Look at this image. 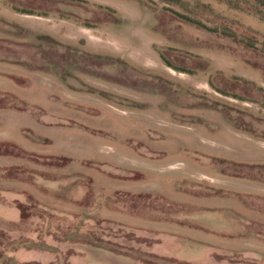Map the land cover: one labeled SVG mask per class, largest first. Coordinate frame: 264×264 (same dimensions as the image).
Masks as SVG:
<instances>
[{"label":"rangeland","instance_id":"374dc122","mask_svg":"<svg viewBox=\"0 0 264 264\" xmlns=\"http://www.w3.org/2000/svg\"><path fill=\"white\" fill-rule=\"evenodd\" d=\"M180 2L37 0L42 10L55 9L47 16L23 15L0 2V135L25 141L26 148L0 143V169L19 165L29 178L5 181L0 173V190L24 193L15 203L34 208L22 224H0L5 250L20 245L16 239L37 238L56 264H67L82 245L127 252L135 243L125 237L133 232L98 210L148 212L159 195L108 190L122 180L157 184L164 173L199 180L175 181L192 192H212L209 183L242 190L226 195L264 213V168L221 161L264 160V142L228 124L264 136V10L252 3L235 10L217 0ZM225 29L235 37L219 34ZM39 32L55 41L39 40ZM161 54L195 71L177 72ZM230 171L240 183L221 177ZM247 217L264 223L262 215ZM235 262L264 264V258Z\"/></svg>","mask_w":264,"mask_h":264},{"label":"crops","instance_id":"0c3cea01","mask_svg":"<svg viewBox=\"0 0 264 264\" xmlns=\"http://www.w3.org/2000/svg\"><path fill=\"white\" fill-rule=\"evenodd\" d=\"M3 142H12L26 149L25 141L16 143L0 135V143ZM221 157L223 160L233 162L264 164V160L260 158L247 161L240 157H237L239 159ZM18 166L2 167L0 173ZM214 175L217 176V171ZM221 177L225 181L241 182L238 177L228 175ZM188 180L194 183L199 181L172 172L161 174L157 184L149 181L142 184L138 180L115 182V186L111 187L108 193L113 195L127 193L131 196L144 194L147 198L150 195L152 200L155 195H159L160 203L153 204L152 208L144 213L139 211L122 213L115 209H99L102 218L110 219L114 225L133 232V235L125 238L129 243H135L134 246H129L127 252L124 250L121 252L122 249L120 251L115 246L108 248L101 245L94 247L82 245L85 247L80 251L68 255L67 264H238L235 260L263 259L264 223L251 221L247 216H264V213L247 209L226 195V191L231 193L235 191L239 194L245 192L217 183L208 184L213 187V191L208 194L192 192L175 182ZM14 182L23 183L17 180ZM145 185H156L157 190L150 188V191H141V187ZM218 190L224 193H215ZM23 197L24 193L0 190V224L16 226L23 223L20 210ZM30 240L40 241L37 238ZM118 240L119 236L114 237L115 243ZM15 241L18 244L25 239L20 238ZM4 242L0 238V264H56V255L51 252L27 249L23 245L13 246L14 249L8 251L4 248Z\"/></svg>","mask_w":264,"mask_h":264},{"label":"trees","instance_id":"16d2710c","mask_svg":"<svg viewBox=\"0 0 264 264\" xmlns=\"http://www.w3.org/2000/svg\"><path fill=\"white\" fill-rule=\"evenodd\" d=\"M3 1L4 2L7 1L8 5H10V7L13 10H15L16 12L21 13V14H26V15L47 16L51 11L52 12L55 11V9L54 10H42V8H41L42 6L37 4V0H0V2H3ZM160 1L166 5H172V4L180 5L181 4L180 0H160ZM217 1L225 3L230 8L235 9V10H242V8L240 7V4H242V3H252L253 5H255L257 7H261L264 10V0H217ZM104 9H109V8L104 7ZM254 9H257V8H254ZM255 11L257 14L261 13L260 10H255ZM172 13L174 15H176L177 17H180V18L192 23L193 25H198V26L202 27L203 29L207 30L208 32L218 33V30L213 31V30L207 29L204 26H202L199 22H196L195 20H192L191 18H189L183 14H180L179 12L173 11ZM89 25L90 24H84L85 27H90V28L95 27V26H89ZM14 26H16V29H20L21 31L26 30V28L24 26L19 25L18 23H14ZM219 34L223 35L224 37H229V38L235 37V35L232 32H230L229 30H226V29L222 30V32ZM37 35H38V37H40L39 40H41V41H45V42H47L48 40L49 41H55L54 38L49 34H44V33L39 32V33H37ZM160 56H161L162 61L166 64V66L174 69L177 72L186 73V74H193V72L195 71V69L191 70L188 68L178 67L177 65H173L169 61V59L164 56V54H161ZM166 82H169V81L166 80ZM243 82H245L246 84L250 83L248 81H243ZM223 94H225V93H223ZM234 98H235V96H234ZM186 124H192L194 126L198 125V123H196L195 121H189V122H186ZM228 124L232 125V127H234L235 129L242 131L243 133L249 135L250 137H252L254 139L264 141V136H258L256 133H253L251 131H247L245 129H241L238 126H236L233 121L232 122L228 121ZM19 151L22 152V149L21 150L19 149ZM32 156H33V154H32ZM222 160L223 159H221V161ZM225 161L227 162L228 160H225ZM255 165H257V167H259V168H262V169L264 168V165H261V164H255ZM10 170H12L14 172V175H12V176L10 175L9 169H6L5 173H4L5 174L4 176L8 180H17L19 182L25 183L24 179H26V180L29 179L28 177H24L25 171L23 172L22 168L12 167V168H10ZM41 175H36V176L34 175L33 177L38 176L37 178H40ZM229 175L234 176V177H239L233 171L228 172V176ZM241 176H242V174H241ZM34 180H35V178H33L32 181L34 182ZM40 206L41 205L38 203L37 207H40ZM32 209H34V208H26L24 205H20V210L22 213V219L23 220H25V218H26V211L27 210L31 211ZM68 240L69 239H65L64 241L66 242ZM69 241H71V240H69ZM38 242H34L30 239H25V241L20 243V245H23V247H25L27 249H40V250H44V251L48 249V246H46L43 241L41 242V240H40Z\"/></svg>","mask_w":264,"mask_h":264}]
</instances>
